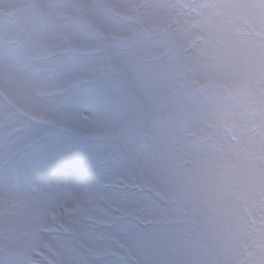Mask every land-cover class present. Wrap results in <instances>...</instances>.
Listing matches in <instances>:
<instances>
[{
    "label": "snow or ice",
    "instance_id": "obj_1",
    "mask_svg": "<svg viewBox=\"0 0 264 264\" xmlns=\"http://www.w3.org/2000/svg\"><path fill=\"white\" fill-rule=\"evenodd\" d=\"M0 264H264V0H0Z\"/></svg>",
    "mask_w": 264,
    "mask_h": 264
}]
</instances>
